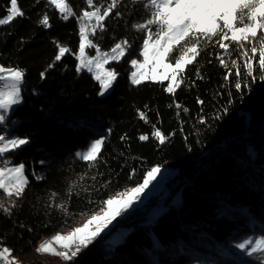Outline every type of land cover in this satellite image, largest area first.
<instances>
[{"label":"trees","instance_id":"trees-1","mask_svg":"<svg viewBox=\"0 0 264 264\" xmlns=\"http://www.w3.org/2000/svg\"><path fill=\"white\" fill-rule=\"evenodd\" d=\"M67 2L76 16L63 20L46 0H18L25 15L0 26V64L25 71L23 104L12 110L0 134L30 141L4 158L24 163L29 183L10 216L0 211V240L20 264H64L38 254L39 242L82 226L101 212L102 201L136 187L147 169L159 165L175 171L166 183V210L151 219L150 210L158 204L152 197L69 264H258L234 245L264 226V80L237 91L235 76L225 81L227 69L208 55L223 50L209 48L187 67L185 83L175 94L164 91L166 82L131 84L130 61L142 58L143 41L132 24L144 10L122 0L123 16L113 14L105 31L89 37L106 52L124 38L131 44L121 60L108 63L119 75L102 96L92 73L76 71L77 17L86 5ZM9 6V0H0V18ZM45 13L49 28L39 24ZM57 44L72 52L54 62ZM234 48L232 58L238 55ZM87 51L95 55L94 49ZM152 125L168 137L164 144L151 136ZM142 134L149 139L139 140ZM101 137L105 142L94 165L76 157ZM53 192L55 203L65 202L70 215L49 207ZM0 202L9 204L2 190Z\"/></svg>","mask_w":264,"mask_h":264},{"label":"snow or ice","instance_id":"snow-or-ice-1","mask_svg":"<svg viewBox=\"0 0 264 264\" xmlns=\"http://www.w3.org/2000/svg\"><path fill=\"white\" fill-rule=\"evenodd\" d=\"M9 3L7 14L0 18V26L8 25L16 18L25 15L18 6V0H9ZM46 3L53 5L63 20L76 16L67 0H46ZM84 3L86 7L77 17L79 52L75 58L79 63L76 65V71L87 70L92 73L94 79L99 82V94L103 95L113 87L119 75L114 69H106L105 65L125 56L131 44L127 38H124L106 52L89 37L95 36L97 31H105V21L113 14L117 18L123 16L118 10L122 0H84ZM131 5L133 8L142 5L144 10V15L132 24L133 29L143 33L142 46L138 53L143 57V61L138 59L130 61L131 67L136 69L130 76L133 85H140L144 81L161 84L168 81L164 91L175 94L176 90L185 83L187 67L194 65L198 57L209 48L223 50V54L209 52L208 55L214 54L219 64L227 69L225 81H228L230 76H235L234 87L237 91L250 87V84L257 79L264 80V0H131ZM39 24L44 28L51 27L47 13L39 19ZM233 46H235L234 51L238 53L236 58H232L230 51ZM57 48L54 62L60 61L65 54L72 52L67 46L57 44ZM86 49H94L95 55H87ZM225 56L229 59L226 60ZM53 66L54 63L49 64L48 68ZM159 69L163 71H158ZM46 71L47 69L40 73L41 79L45 77ZM196 75L203 79L199 69L196 70ZM24 77L25 71L18 66L6 68L0 65V82H2L0 83V125L6 122V113L22 102ZM242 81L248 83L242 84ZM197 102L203 103L199 98ZM175 106L181 107L179 104ZM183 110L187 111L186 108ZM139 116L145 123L149 122L144 112H140ZM152 128L151 136L160 144H164L168 137L156 125H152ZM148 139L147 134L139 136L141 141ZM29 142L28 138H10L0 134V190L9 198L8 206L0 202V211L9 216L17 206L16 201L25 194L29 181L25 174L24 163L13 164L12 161L4 158ZM104 142L103 137L94 139L85 150L75 155L91 167L100 160ZM160 171L159 165L147 169L142 183L125 193H117L102 201L104 207L101 212L92 214L82 226L72 229L67 234L57 232L49 240L40 243L35 251L38 254L60 258L64 264H69L82 250L92 245L117 217L126 213L136 201L140 200L141 193L156 180ZM37 179L42 177L37 176ZM71 194L70 188L69 195ZM57 195L55 192L51 193L49 207L55 206L66 215H70L65 202L55 203ZM234 247L246 253L248 257L255 256L259 264H264V235L255 239L245 238ZM0 264H20L14 255V250L4 245L2 240H0Z\"/></svg>","mask_w":264,"mask_h":264},{"label":"rangeland","instance_id":"rangeland-1","mask_svg":"<svg viewBox=\"0 0 264 264\" xmlns=\"http://www.w3.org/2000/svg\"><path fill=\"white\" fill-rule=\"evenodd\" d=\"M127 53V52H126ZM86 54L87 55H90V53L87 51L86 49ZM91 56V55H90ZM123 57H121L119 60H121ZM119 60H113V61H119ZM139 61H143V57L141 59H138ZM113 61H110V62H113ZM1 65V64H0ZM108 64L105 65V68L106 69H109L108 67ZM6 67V66H5ZM7 68V67H6ZM136 69H132V72L135 71ZM87 71V70H85ZM148 71V70H146ZM158 71H163V69H159ZM88 72V71H87ZM130 76H131V73L129 75V81L131 83V80H130ZM145 82V81H144ZM168 84V81H164ZM2 83V82H0ZM115 83V82H114ZM132 84V83H131ZM23 86V85H22ZM112 90V88L107 91L105 94H103L102 96H105L107 94L110 93V91ZM23 93V92H22ZM22 95V94H21ZM23 104V96H22V102L19 104V105H22ZM19 105H15L13 106V108L11 110H9L7 113H6V116L8 117L10 115V113L12 112L13 109H15L16 107H18ZM6 123V122H5ZM4 123V124H5ZM3 124V125H4ZM1 126V125H0ZM2 135H6L5 133H3ZM8 137L10 138H13V136H10L8 135ZM11 161V160H10ZM13 164H15L13 161H12ZM19 164V163H18ZM161 168V171L160 173L158 174L156 180H154L152 182V184L149 185V187L147 189H145V191L143 193H141V196H140V200L136 201L133 206L127 211H131L132 209L134 208H145L148 203L150 202V199L152 197H156L157 198V202L158 204L156 205H153L152 206V209L150 210V213H149V217L151 219H155L157 215H159L160 213L164 212L166 210V207L165 206H162L163 203H164V200L168 197L169 195V191H168V187L166 185V183L168 182V180L173 177L175 175V171L170 169V168H167V167H160ZM26 174V173H25ZM130 190V189H129ZM127 192V191H126ZM125 193V192H124ZM122 214L120 217H117L116 220H114L112 222L111 225H109V227L107 229H105L104 232L101 233L100 237L97 238L96 241L94 242H97L99 240V238L101 237H104L106 236L109 231L111 230V228L115 225V223L118 221V219L120 218H123L126 214ZM80 227V226H78ZM76 228V227H75ZM70 232V231H69ZM67 234V233H66ZM260 235H264V226L262 225L260 230H253V232L249 233L248 236L252 237L253 239L259 237ZM50 238H44L42 239L40 243L44 242V241H47L49 240ZM55 246V245H54ZM83 252V250H82ZM259 264V263H258Z\"/></svg>","mask_w":264,"mask_h":264}]
</instances>
